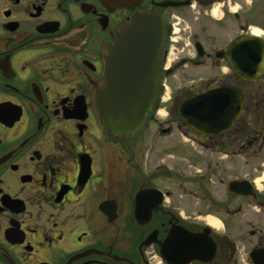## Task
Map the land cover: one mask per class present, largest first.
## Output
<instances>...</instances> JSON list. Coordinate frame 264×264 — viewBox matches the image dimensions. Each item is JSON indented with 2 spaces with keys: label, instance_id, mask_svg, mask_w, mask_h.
Listing matches in <instances>:
<instances>
[{
  "label": "flooded vegetation",
  "instance_id": "obj_1",
  "mask_svg": "<svg viewBox=\"0 0 264 264\" xmlns=\"http://www.w3.org/2000/svg\"><path fill=\"white\" fill-rule=\"evenodd\" d=\"M242 2L0 0V264H168L166 255L173 260L177 254L174 246L170 253L165 239L175 226L198 234L210 227L206 237L215 243V254L209 262L189 264H236L250 242L242 237L240 246L213 234L214 228L200 224V216H185L169 200L172 194L162 182L177 175L166 171L161 142L146 122L155 113L166 117L158 102L161 95H173L167 78L187 70L197 77L176 94L187 95L182 100L214 86H231L243 101L245 82L224 56L233 41L252 32L245 31ZM146 13L156 15L164 31L154 100L138 129L116 134L101 124L95 98L119 34L137 14ZM261 17L257 35L264 39ZM233 29L235 35L228 39ZM222 66L227 67L224 75ZM256 83L263 90L248 101L258 129L248 144L261 149L264 74ZM180 102L175 109L179 121ZM173 122L154 130L169 136L174 126L179 131ZM235 124L246 133L244 119ZM192 132L206 146L226 134ZM197 189L212 205L204 188ZM227 191L239 200L259 198L229 191L228 184ZM262 196L264 192L261 201ZM227 207L223 203L226 214ZM259 222L247 231L252 243L248 264H253L252 252H264V231L255 229L264 225Z\"/></svg>",
  "mask_w": 264,
  "mask_h": 264
},
{
  "label": "water",
  "instance_id": "obj_2",
  "mask_svg": "<svg viewBox=\"0 0 264 264\" xmlns=\"http://www.w3.org/2000/svg\"><path fill=\"white\" fill-rule=\"evenodd\" d=\"M164 44L161 20L154 14H137L119 34L106 60L105 75L95 98L101 124L109 132L130 133L138 129L151 106L156 88V76ZM225 57L233 72L244 81L255 82L264 74V40L243 37L228 47ZM182 121L196 133L209 137L228 131L242 112V100L231 87H212L184 99L177 107ZM229 191L255 195L246 181L233 180ZM204 234L190 233L182 227H172L165 239L171 264H188L192 260L210 261L216 245ZM148 243L150 241H147ZM205 252V253H204ZM207 256V257H205ZM253 264H264L263 250L252 252Z\"/></svg>",
  "mask_w": 264,
  "mask_h": 264
},
{
  "label": "rangeland",
  "instance_id": "obj_3",
  "mask_svg": "<svg viewBox=\"0 0 264 264\" xmlns=\"http://www.w3.org/2000/svg\"><path fill=\"white\" fill-rule=\"evenodd\" d=\"M242 7V15L245 26V31H258L260 28L257 23L262 21L264 15V0H243L239 4ZM234 6L230 12L236 10ZM240 9V7H239ZM261 16L259 13H261ZM261 17V18H260ZM258 19H261L258 21ZM230 27V22H229ZM231 28V27H230ZM235 29L229 31L227 38H233ZM214 44L213 48L215 49ZM218 68H213V74H216ZM227 72V67L222 66L220 75ZM193 70H187L184 75L180 74L177 77L167 78V83L173 95L172 102L161 104L160 99L158 107H165L162 113L167 115L165 118H159L156 113L152 119H148L146 124L150 126L149 133L161 142V154L166 171L176 173L177 176L165 178L162 182L164 188L168 190L172 197L169 200L178 203L181 210H184V215L191 217H199L200 224H208L209 218H213L216 224L211 226L213 234L225 235L231 241L239 243L242 237L250 244L247 249L240 250V255L236 264H248L247 250L251 246V239L248 235V230L253 229L255 222H264V199L260 204H256L252 199H236L233 198L227 191V184L231 180H248L252 183L257 192L258 200L263 192L264 185V146L259 147L248 145V141L254 136V127H256V115L254 113V106L250 104L248 99L253 98V95H260L259 91L263 89L259 83H244L242 85L243 101L245 109L240 116L244 119L245 130L238 131L237 124L231 132L226 133L218 138H214V144L209 146L202 145L201 139L194 134L190 129L184 126V123L177 119L176 104L180 102L187 95H176L180 89H187L189 84L196 79H193ZM219 78V77H217ZM193 79V81H192ZM175 99V102H174ZM254 101V100H253ZM174 102V103H173ZM170 119L169 123L165 120ZM158 118V119H157ZM165 119V120H164ZM174 120V125L179 127V131L174 126V132L166 137H161L154 130L157 127H166ZM157 121V122H156ZM242 133L244 138L242 139ZM239 134V135H238ZM194 137V139L192 138ZM243 140V141H242ZM219 151H222L221 153ZM227 155H224V154ZM218 164H217V163ZM197 178L198 184L192 178ZM259 184L261 187H259ZM200 185V186H199ZM204 188L203 194L208 193L212 199V205L207 201L202 200V191L197 188ZM263 197V196H262ZM228 204V214L223 210V203ZM215 204V205H214ZM239 208V210H238ZM264 224V223H262ZM264 231V225L259 228Z\"/></svg>",
  "mask_w": 264,
  "mask_h": 264
},
{
  "label": "bare ground",
  "instance_id": "obj_4",
  "mask_svg": "<svg viewBox=\"0 0 264 264\" xmlns=\"http://www.w3.org/2000/svg\"><path fill=\"white\" fill-rule=\"evenodd\" d=\"M253 33L256 34V33H258V32H257V31H254ZM259 187H261L260 184H259ZM209 221H210L209 224H210L211 226H213V224H216V223H215V220H214L213 218H209Z\"/></svg>",
  "mask_w": 264,
  "mask_h": 264
}]
</instances>
